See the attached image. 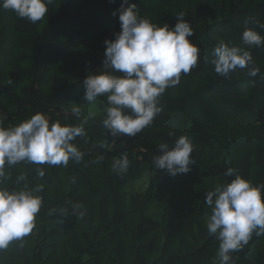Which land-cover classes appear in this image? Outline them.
<instances>
[{
    "label": "trees",
    "instance_id": "obj_1",
    "mask_svg": "<svg viewBox=\"0 0 264 264\" xmlns=\"http://www.w3.org/2000/svg\"><path fill=\"white\" fill-rule=\"evenodd\" d=\"M143 18L162 27L174 25L183 13L195 35L190 38L199 49L196 68L182 75L180 83L160 98L163 111L153 124L135 137L114 138L103 128L98 138L104 147L80 148V163L67 167L18 164L9 169L11 180L3 187L28 190L43 198L36 227L21 241L0 251V264H218L219 242L213 236L192 251L178 247V235L188 221L198 222L211 215L204 195L217 184L230 183L225 176L233 168L253 184L264 183V47L250 49L260 74L249 77L247 69H237L222 78L211 63L220 41L242 46L245 27L264 36L257 22L264 23V0H129ZM121 0H55L48 15L36 24L18 18L0 6V114L5 126H14L36 112L45 113L50 123H69L67 103L74 90H83V81L42 89L43 65L61 60L83 44L119 32ZM107 106L105 97L96 101ZM105 115V112H104ZM103 115V118H104ZM80 123L84 117H75ZM91 129L90 121L85 131ZM171 134V135H170ZM187 135L194 145V177L168 190L152 185L144 194L134 228L122 226L123 216L94 217L84 222L78 202L96 203L102 195L117 196L148 173L166 174L153 167L159 145ZM127 154L130 167L118 175L112 171L114 159ZM103 156L102 160L97 157ZM23 173L26 180L16 178ZM208 179L216 183L206 185ZM82 195L81 197H78ZM80 198V199H79ZM119 202H117V206ZM37 224L42 225L38 230ZM74 235L69 241L66 237ZM233 264H264V235L255 236L242 250L233 252Z\"/></svg>",
    "mask_w": 264,
    "mask_h": 264
},
{
    "label": "clouds",
    "instance_id": "obj_2",
    "mask_svg": "<svg viewBox=\"0 0 264 264\" xmlns=\"http://www.w3.org/2000/svg\"><path fill=\"white\" fill-rule=\"evenodd\" d=\"M54 2L0 0V6L36 24L48 15ZM114 15H118L120 31L114 33V39L104 41L103 71L90 73L83 81L85 101L106 98L102 125L113 142L122 136L135 137L153 124L163 111L160 98L180 83L182 75L197 67L200 53L190 39L195 33L183 13L176 17L174 25L165 22L160 27L143 18L136 4L121 0ZM257 27L264 30V23L257 22ZM241 45L230 46L220 41L215 46L211 63L218 76L229 78L237 69H247L249 77L260 74L250 49L264 47V36L245 27ZM72 112L77 117L81 115L80 107H74ZM5 119L0 114V251L32 233L43 207L42 196L34 194L42 187L28 190L25 185L21 190H9L2 186L12 178L9 169L18 164L37 165L36 174L43 178L45 171L41 165L67 167L69 161L80 163L85 153L74 141L86 135L87 123L86 119L78 125H62L59 120L50 123L43 112H36L14 126H5ZM159 152L153 157V167L173 177L191 172V166L196 164L192 155L194 145L187 135L176 138L171 147L161 143ZM97 159L102 160L103 156ZM129 167V157L124 153L112 163V171L121 176ZM224 175L234 179L217 184L204 195L211 209L207 231L219 242L218 264H233V252L248 245L253 235H264V183L254 185L233 168H228ZM24 180L23 173L16 178L17 183Z\"/></svg>",
    "mask_w": 264,
    "mask_h": 264
},
{
    "label": "rangeland",
    "instance_id": "obj_3",
    "mask_svg": "<svg viewBox=\"0 0 264 264\" xmlns=\"http://www.w3.org/2000/svg\"><path fill=\"white\" fill-rule=\"evenodd\" d=\"M112 31L105 37L83 44L81 48L68 52L61 60L51 61L43 65L45 81L42 89L53 92L56 88L82 80L86 75L99 74L103 71V58L105 52V40L114 39ZM83 90H74L72 98L67 103L69 111L73 115L69 121L70 125H78L77 117L72 109L80 107L81 117L90 121L91 129L85 131L84 137H78L74 143L77 147L97 150L101 148L102 141L98 138V132L102 129V120L106 105L99 102L88 103L83 99ZM96 101V100H95ZM193 169V165L191 166ZM194 177L193 171L187 174H180L175 177L167 172L164 176L155 173H148L141 181L131 183L126 187L123 194L117 196L102 195L96 203L89 202L81 198L83 202H78L77 207L82 213L84 222H90L94 217H108L112 220L116 214L123 216L122 226L125 229L134 228L138 214L137 211L145 198L144 194L152 185L157 186L159 191L168 190L191 180ZM216 179L205 180L206 185L216 183ZM79 195L78 197H81ZM80 199V198H79ZM117 202L119 205L117 206ZM210 215L198 222L188 221L185 230L178 235V247L185 251H192L198 246H203L213 236L207 231V223ZM38 230L42 225L37 224ZM69 241L75 239L74 235L66 237Z\"/></svg>",
    "mask_w": 264,
    "mask_h": 264
}]
</instances>
